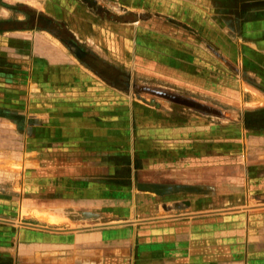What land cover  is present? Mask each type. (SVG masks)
Returning <instances> with one entry per match:
<instances>
[{"label":"crops","instance_id":"crops-1","mask_svg":"<svg viewBox=\"0 0 264 264\" xmlns=\"http://www.w3.org/2000/svg\"><path fill=\"white\" fill-rule=\"evenodd\" d=\"M3 56L0 264H264V0H0Z\"/></svg>","mask_w":264,"mask_h":264},{"label":"rangeland","instance_id":"rangeland-1","mask_svg":"<svg viewBox=\"0 0 264 264\" xmlns=\"http://www.w3.org/2000/svg\"><path fill=\"white\" fill-rule=\"evenodd\" d=\"M108 9L109 11H113L112 8ZM127 34H132V31H129ZM9 61L10 60L5 56L0 57V117L10 118L14 115L12 119L14 120V133L10 134L0 131V209L5 205L9 206L10 203L14 210L17 211L21 207L24 198L23 194H25L26 198L28 196V192L25 190L28 186H30L31 190L29 193L31 196L30 198L36 197L37 194L35 191H37L36 187L38 181L36 178L37 168H33L32 166L28 168L26 165H23V157L26 156L27 159V154L29 152L25 144L26 134L24 133L23 135L25 123L20 119V110L19 108H11L13 109L10 110L13 112L11 114L8 108H5L7 107V96H9V98H19L24 95V93L22 94V92L18 90L19 87L17 83L21 81L25 83L30 70L25 69V67L22 69L20 63H16V65L11 67ZM130 61H132V44L127 42L125 62ZM12 85L14 88H12ZM3 118H0V123L7 120ZM260 119L259 114L258 117H254L252 120ZM0 129L3 130L5 128L0 127ZM28 176H30L29 180ZM0 213L1 215L3 214L1 211ZM3 216L0 217V220L4 219ZM14 216L18 217L20 213L18 216H16L15 213Z\"/></svg>","mask_w":264,"mask_h":264}]
</instances>
